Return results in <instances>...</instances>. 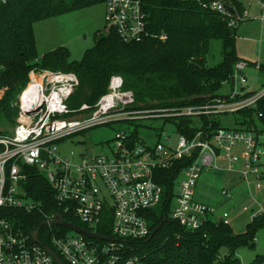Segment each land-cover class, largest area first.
<instances>
[{"label": "built area", "instance_id": "obj_1", "mask_svg": "<svg viewBox=\"0 0 264 264\" xmlns=\"http://www.w3.org/2000/svg\"><path fill=\"white\" fill-rule=\"evenodd\" d=\"M224 4L214 0L210 7L230 14ZM260 5L258 19L264 21V1ZM247 16L245 10L243 17ZM104 20L105 28L114 30L124 43L140 42L150 34L141 0H106ZM246 65L238 61L233 66L226 81L231 84L229 93L202 104L142 106L131 90L122 88V78L112 76L107 92L94 105L82 104L77 110L66 103L78 84L73 73L49 71L39 77L31 70L17 97V123L11 134H0V264H57L45 246L63 264H138V256L128 253L127 244L150 236L147 212L161 201L163 192L159 173L177 162L183 164L175 173L178 186L169 215L179 225L196 229L207 220L230 225L234 208L216 220L215 208L194 197L200 174L209 168L227 172L228 183L243 184L247 201L240 205L241 211L249 212L251 219L264 216V129L244 127L236 119L237 128L223 127L220 120L255 108L264 96V85L254 91L245 88ZM86 110L90 111L80 119L69 115ZM147 119L173 126L176 144L161 135L149 144L136 130H118L109 155H60L55 145L96 126ZM31 167L52 186L57 204L54 212L43 215L46 229L42 240L38 235V242L15 226L4 211L39 210L24 188L25 169ZM221 194L228 199L232 196L227 188ZM58 214L86 232L109 239L50 224Z\"/></svg>", "mask_w": 264, "mask_h": 264}, {"label": "trees", "instance_id": "obj_2", "mask_svg": "<svg viewBox=\"0 0 264 264\" xmlns=\"http://www.w3.org/2000/svg\"><path fill=\"white\" fill-rule=\"evenodd\" d=\"M105 1L0 0V124L14 127L19 111L17 97L29 81L30 71L36 68L76 75L78 84L66 100L72 110L82 104L94 105L107 92L112 75H120L122 88L131 90L142 106L195 105L223 95L219 90L240 61L235 31L245 11L241 0H219L240 13V18L211 8L214 0H141L150 33L144 40L124 43L114 30L104 27L79 61L71 60L64 46L38 55L33 31L36 21ZM213 39L221 44V59L209 65L208 46ZM259 69L264 71V66ZM236 120L244 127L259 125L264 129V96L255 108L239 112ZM0 134L10 131L0 130ZM182 164L177 162L160 171L162 198L147 212L150 230L160 226L150 238L129 241L128 253L138 256V264H240L237 250L254 246L255 233L264 229V216L251 219L241 233L213 220L196 229L179 225L169 213L175 173ZM25 173L26 194L39 210L4 211L15 226L30 234L44 221V214L57 209V204L52 186L38 169L27 168ZM45 229H39L40 240ZM258 258L254 264H261Z\"/></svg>", "mask_w": 264, "mask_h": 264}, {"label": "rangeland", "instance_id": "obj_3", "mask_svg": "<svg viewBox=\"0 0 264 264\" xmlns=\"http://www.w3.org/2000/svg\"><path fill=\"white\" fill-rule=\"evenodd\" d=\"M241 1L243 8L248 12V16L243 17L237 23L235 47L239 60L247 64L244 70L246 76L245 88L254 91L264 85V71L256 68V65L264 66V21L258 19L261 13V0ZM104 12L105 4L101 3L36 21L33 25V31L38 55L42 56L58 46H64L69 51L70 59L79 61L85 50L94 45L96 35L104 29ZM220 59L221 44L218 40L213 39L208 46V64L214 65ZM33 70L39 77L45 72H49V70L41 68ZM230 88L231 84L224 82L219 93L225 95L230 92ZM237 115L230 114L222 117L220 119L221 125L228 128H237L238 125L235 123V119L238 118ZM73 117L80 119L81 115ZM17 118L18 115L15 118V125ZM14 127L2 122L0 124V130L10 131V134ZM118 130H136L137 136L149 144L154 143L159 135H161V138L169 136L171 145H175L178 138L175 128L169 123L163 124L158 119H147L137 121L134 124L114 122L96 126L75 132L59 140L55 145L60 155H69L70 152L75 155L79 153L109 155L114 144L115 132ZM75 159H77L76 156ZM228 177V173L223 170L211 168L203 170L194 189V197L197 201L215 208L216 212L213 218L216 220L223 211L234 208L235 212L230 219V227L234 232L241 233L251 220L249 212H243L240 209V205L247 201V193L242 183H228ZM177 186L178 181L175 182L174 193ZM222 188L229 189L232 194L231 198L228 199L221 194ZM237 256L240 264H254L257 256H259L258 259H261V264H264V229H259L255 233L254 246H241L237 250Z\"/></svg>", "mask_w": 264, "mask_h": 264}, {"label": "water", "instance_id": "obj_4", "mask_svg": "<svg viewBox=\"0 0 264 264\" xmlns=\"http://www.w3.org/2000/svg\"><path fill=\"white\" fill-rule=\"evenodd\" d=\"M224 7L226 9L227 12H229L230 14L234 15V17L236 18H240L241 17V14L238 13L237 11H235L229 4H224ZM234 177H232L230 179V181H234ZM47 222L46 221H43L40 223V225L38 226V228L36 230H34L33 232H31V236L33 238L34 241H37L38 242V232H39V229L45 225ZM50 224H60V225H63V226H66L68 228H72L74 230H77V231H80L81 233L89 236V237H100V238H103V239H109L107 237H101V236H98L94 233H89V232H86L85 230H83L82 228H80L79 226L73 224V223H69V222H66L63 217L58 214L57 216H55L53 219H51L49 221ZM160 225H157L152 231H151V234L149 236L152 237L153 234L158 230ZM46 250L50 253V255L55 259V261L57 262V264H63L62 261L60 260V258L57 256V254L48 246H45Z\"/></svg>", "mask_w": 264, "mask_h": 264}]
</instances>
